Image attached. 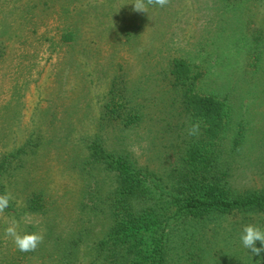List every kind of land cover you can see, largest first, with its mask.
Masks as SVG:
<instances>
[{
  "label": "rangeland",
  "instance_id": "1",
  "mask_svg": "<svg viewBox=\"0 0 264 264\" xmlns=\"http://www.w3.org/2000/svg\"><path fill=\"white\" fill-rule=\"evenodd\" d=\"M134 3L0 0V194L13 196L0 214V264H91L114 222L116 160L171 182L194 139L184 92L169 71L176 56L202 73L200 91L231 90L237 100L213 151L215 179L264 192V0H170L147 12ZM124 101L140 111L139 123L124 124ZM34 191L50 198L47 213L36 208ZM13 218L18 231L43 234L39 248L21 252L5 237ZM248 224L264 229V211L174 218L165 262L264 264V251L254 255L242 244ZM144 235L143 247L154 241ZM155 247H146L147 261Z\"/></svg>",
  "mask_w": 264,
  "mask_h": 264
},
{
  "label": "trees",
  "instance_id": "2",
  "mask_svg": "<svg viewBox=\"0 0 264 264\" xmlns=\"http://www.w3.org/2000/svg\"><path fill=\"white\" fill-rule=\"evenodd\" d=\"M169 71L184 92L190 126L196 122L200 124L199 135L181 149L178 164L171 171V182H164L154 170L136 165L127 158L116 160L121 185L116 198L109 201L114 222L107 231V238L92 252L94 261L92 259L91 264H141L142 260L146 264H166L165 242L172 219L203 218L213 213L240 210L264 211V192H239L229 184L228 178L215 179L220 165L212 162V155L218 139L224 138L232 126L234 103L237 102L233 91L228 90L223 95L200 91L198 84L202 73L195 71L192 61L182 56L171 59ZM124 85L122 94L130 97L128 80H124ZM114 88L111 92L116 95ZM123 107L124 124L140 122V111L129 109L126 101ZM1 175L0 171V178ZM146 180L152 184H146ZM31 199L36 201V208L44 213L49 211L50 198L47 199L44 192L34 191ZM144 231H149L157 246L150 261L145 259L144 252L153 242L148 240L143 247L144 238H147Z\"/></svg>",
  "mask_w": 264,
  "mask_h": 264
},
{
  "label": "clouds",
  "instance_id": "3",
  "mask_svg": "<svg viewBox=\"0 0 264 264\" xmlns=\"http://www.w3.org/2000/svg\"><path fill=\"white\" fill-rule=\"evenodd\" d=\"M170 0H135L134 10L137 12H147L148 5H159L161 8L165 7ZM200 131L199 122L193 123L188 129L189 136H198ZM133 152H138V148L133 146L131 149ZM13 200L11 192L5 191L0 194V214H3L5 209L10 206V202ZM25 222L27 220V214ZM19 221L14 218L9 222V226L5 229V237L11 238L17 249L21 252L35 251L38 246L43 242L44 236L41 232H20L18 231ZM240 239L245 248L251 250L254 255H259L264 251V247H257L256 242L259 241L264 245V229H261L257 225L248 224L243 227L240 235Z\"/></svg>",
  "mask_w": 264,
  "mask_h": 264
}]
</instances>
